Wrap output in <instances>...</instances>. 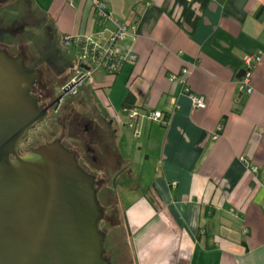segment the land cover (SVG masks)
Wrapping results in <instances>:
<instances>
[{
  "label": "crops",
  "instance_id": "obj_1",
  "mask_svg": "<svg viewBox=\"0 0 264 264\" xmlns=\"http://www.w3.org/2000/svg\"><path fill=\"white\" fill-rule=\"evenodd\" d=\"M23 1L49 22L69 78L90 64L77 62L64 38L106 39L117 27L100 24L91 0ZM107 1L116 19L136 26L117 42L130 57L117 73L92 69L79 92L89 123L101 116L119 165L132 264H264V52L252 94L239 76L245 56L264 49V0ZM187 85L206 95L205 108ZM129 95L136 116L124 109Z\"/></svg>",
  "mask_w": 264,
  "mask_h": 264
},
{
  "label": "water",
  "instance_id": "obj_2",
  "mask_svg": "<svg viewBox=\"0 0 264 264\" xmlns=\"http://www.w3.org/2000/svg\"><path fill=\"white\" fill-rule=\"evenodd\" d=\"M39 78L0 50V264H109L96 179L76 152L56 140L18 153L48 113L31 92Z\"/></svg>",
  "mask_w": 264,
  "mask_h": 264
},
{
  "label": "flooded vegetation",
  "instance_id": "obj_3",
  "mask_svg": "<svg viewBox=\"0 0 264 264\" xmlns=\"http://www.w3.org/2000/svg\"><path fill=\"white\" fill-rule=\"evenodd\" d=\"M6 1L8 6L5 4ZM10 4L14 5L15 8L25 6L26 9H15V11H13L9 7ZM33 28H38V30ZM39 29L41 30V32H39L40 34L37 32ZM43 30L44 33H42ZM54 38L55 36L50 30L48 23H45L42 18L34 13L29 3H27V5H22V0H0V50L5 51L13 58L23 56L25 66L28 69L32 71L38 70L41 72V79L39 78L35 81L34 89L31 92L39 99L40 104L43 107H48V113L46 114L47 117L50 115L57 118L60 117L59 119L63 117V119H65V121L70 123L72 126L84 125L85 128L89 129V117L87 113L82 110V101H84V99H82V92H72L73 84L69 85L79 72L84 69L80 68L76 75L74 74L73 77L69 78V74L73 71L71 68L72 65L61 47L56 44ZM27 40H32L33 44L39 45L40 49L47 53L51 75H48L41 65L38 64L37 66H33V64L30 63V60L35 61L39 58V56L37 53L34 54L29 51ZM15 41H18L19 50L14 47L13 43H15ZM36 48H38V46ZM58 61L62 64L61 68L58 67ZM45 75L50 77L47 82L43 79ZM79 107H81V109H79ZM60 112L63 114L57 115V113ZM100 117L101 116L97 114L96 118L91 121V123L95 126L96 134L93 139L96 140V142L97 140L102 139L101 128L103 127V122ZM66 126L69 125L66 124ZM24 140L25 138L18 146V153L22 156L28 155L33 149H35L32 147L27 149ZM56 140L60 141L58 137L54 141ZM43 145H40L39 147ZM70 150L76 152V157L82 168L87 173L95 177L98 189V201L104 209V206L101 204V200L99 199V194L101 187L106 181L102 179L101 176H98L100 174L99 172H96L91 167L89 168L82 162V154H84V152L81 151L80 148H73ZM87 151L92 160H98L92 147H90ZM12 157L16 158V155L12 154ZM118 179L119 177L117 176L116 184H118ZM109 219L113 220V218ZM106 259L109 261V264H114L112 260L113 257H111V255H107Z\"/></svg>",
  "mask_w": 264,
  "mask_h": 264
},
{
  "label": "rangeland",
  "instance_id": "obj_4",
  "mask_svg": "<svg viewBox=\"0 0 264 264\" xmlns=\"http://www.w3.org/2000/svg\"><path fill=\"white\" fill-rule=\"evenodd\" d=\"M24 3L25 2L22 0V5H24ZM5 4L7 5V1ZM9 7L13 11H15V9L23 10L25 8V6H19L18 8H15V6L12 4H10ZM36 15H41V13ZM40 18L43 19L41 16ZM43 20L45 21V19ZM33 29L38 30V28ZM37 32L39 33L41 30L39 29ZM42 33H44V30ZM13 44L14 47L19 50L18 41H15ZM27 45L31 53H37L39 56V58L35 61L30 60V63L33 64V66H37L38 64L41 65L46 73L51 75L50 65L48 62H46L48 61L46 60L47 53L44 50H41L39 45L33 44L32 40H27ZM37 46L38 48H36ZM70 46H73L71 47L70 55L74 57L77 62H79L80 52L78 48L72 44ZM43 54L46 55L45 62L43 61V58H41L43 57ZM49 78L50 77L46 75L43 77L46 82L49 80ZM79 109H81V107H79ZM58 114L61 115L63 113L60 112L57 113V115ZM59 118L54 117L53 115L48 117L46 116L35 127L30 129L24 140L25 146L27 149L31 147L36 148L47 142H53L58 137L62 145L67 149L70 150L73 148H80V150L84 152V154H82V162L85 163L89 168L91 167L96 172H99L100 174L98 176H101L102 179L106 181L101 187L99 194L101 204L104 206V212L100 220L99 227L100 230L105 234V257L107 255H111V257H113L112 260L114 264H132L134 262V258L129 249L130 238L128 235V225L125 221V215L128 211L129 204L127 205L126 202V194L123 196V194L119 192V181L118 184H116L119 165H117V163L114 162L115 160L112 159V155L109 152V147L106 142H104L103 139L97 140V142L93 139L96 132L95 126L92 123L90 124L89 129H87L84 125L72 126L70 123L66 122L63 117L61 119ZM66 124L69 126H66ZM88 147H92L94 149L95 155L98 158L97 161L91 159V156L87 151L89 149ZM111 214L117 217L116 223H112L109 219L108 216ZM123 244L125 245L124 247Z\"/></svg>",
  "mask_w": 264,
  "mask_h": 264
},
{
  "label": "built area",
  "instance_id": "obj_5",
  "mask_svg": "<svg viewBox=\"0 0 264 264\" xmlns=\"http://www.w3.org/2000/svg\"><path fill=\"white\" fill-rule=\"evenodd\" d=\"M77 0H69L70 4H75ZM92 7L96 12V16L99 18L100 24L104 27L107 20H112L117 24L114 32L111 33L106 39H102L100 34L89 35L81 37L74 40L72 36H67L64 38L66 44H72L78 48L80 52V60L83 62H88L90 64L91 70L83 68L79 74L74 78L73 81L77 82L72 86V92H78L80 86L91 76L92 69L104 68L108 72L115 73L121 68L122 64L130 57L127 54H123L117 46V42L123 37L133 36L135 30V24H128L126 22L120 21L114 17L110 11L107 0H91ZM264 49H261L256 54H248L244 58V69L245 73L240 77V88L243 92L247 94H252L255 91V85L252 82V70L256 65V62L260 60ZM133 57V56H132ZM186 71V69H184ZM177 75H172V79L176 80ZM186 92L192 99L194 105L198 108H205L207 106L206 95L203 93H196L187 85ZM132 116L138 114L137 108H132L130 111ZM151 117L153 118H163L164 113L162 111L152 112ZM222 128V126H220ZM243 161L250 166L254 173L259 172V166L254 164L251 165L249 158L243 157ZM248 231V229H246Z\"/></svg>",
  "mask_w": 264,
  "mask_h": 264
},
{
  "label": "trees",
  "instance_id": "obj_6",
  "mask_svg": "<svg viewBox=\"0 0 264 264\" xmlns=\"http://www.w3.org/2000/svg\"><path fill=\"white\" fill-rule=\"evenodd\" d=\"M123 65V64H122ZM122 67V66H121ZM121 69V68H120ZM120 69H118L115 73H117ZM135 103V99L129 95L127 98H126V101L124 102V109L130 111L132 108H135L136 106L134 105ZM130 181V179H129ZM128 181V182H129ZM113 213V212H112ZM109 218H113V220H111L112 223H116L117 222V217H115L113 214L109 215ZM125 221H126V224H127V215H125ZM128 235L130 236V231L128 233ZM125 245L123 244V247Z\"/></svg>",
  "mask_w": 264,
  "mask_h": 264
}]
</instances>
